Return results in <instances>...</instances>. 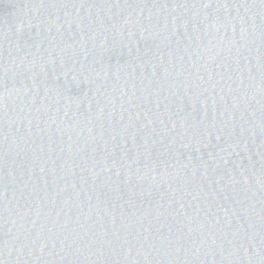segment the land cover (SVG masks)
Segmentation results:
<instances>
[{
    "label": "water",
    "instance_id": "obj_1",
    "mask_svg": "<svg viewBox=\"0 0 264 264\" xmlns=\"http://www.w3.org/2000/svg\"><path fill=\"white\" fill-rule=\"evenodd\" d=\"M0 264H264V0H0Z\"/></svg>",
    "mask_w": 264,
    "mask_h": 264
}]
</instances>
